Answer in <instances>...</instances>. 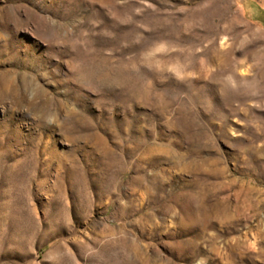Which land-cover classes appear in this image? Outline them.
<instances>
[{
    "label": "rangeland",
    "instance_id": "374dc122",
    "mask_svg": "<svg viewBox=\"0 0 264 264\" xmlns=\"http://www.w3.org/2000/svg\"><path fill=\"white\" fill-rule=\"evenodd\" d=\"M0 264H264V0H0Z\"/></svg>",
    "mask_w": 264,
    "mask_h": 264
}]
</instances>
